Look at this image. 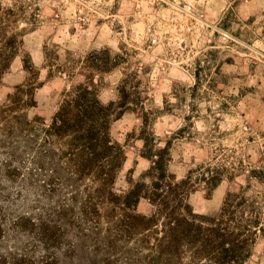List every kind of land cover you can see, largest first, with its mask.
Listing matches in <instances>:
<instances>
[{
  "label": "rangeland",
  "instance_id": "obj_1",
  "mask_svg": "<svg viewBox=\"0 0 264 264\" xmlns=\"http://www.w3.org/2000/svg\"><path fill=\"white\" fill-rule=\"evenodd\" d=\"M238 1L246 4V8H231L233 11L224 15L217 13L227 2L219 4V0L213 3L205 0L203 5L193 0H160L131 9V13L153 18V25L157 21L162 22L163 31L148 29L153 40L158 36L160 43L169 49L178 44L184 54H195L192 63L196 84L189 90L190 99L207 105L214 97L219 98L212 120L214 131L219 133L215 138L232 143L229 150L232 155L237 152L243 155V158L237 156L235 167L239 172L228 175L229 188L223 191L220 190L221 184L229 168H203V172L219 173L222 178L215 180L216 184L210 180L209 183L192 186L189 202L198 214L218 213L229 192L247 189L248 195L251 193V197L259 199L264 189V5L253 7L264 3L258 0ZM41 16L47 22L42 25L40 38L50 31L58 33L50 26L53 19H58L56 9L46 11L39 4L33 7L23 0H17L11 7H4L0 2V39L4 33L14 35L13 45L8 44L7 48L15 47L16 54L24 50L23 66L12 60L0 78V97L3 99L0 123L4 125L0 129V264H150L153 255L149 243H153L160 232L156 231L161 227L156 226V231L149 233L141 229L144 225L141 222L132 226L128 221L127 226L123 224L121 227L120 219L126 217V213L122 215L115 209L109 211L100 207V212L95 214L93 210L98 207V201L96 194L89 190L88 183L96 173L83 174L76 164V157L72 156L74 152L69 138L59 136L51 129L60 105L72 91L66 92V77L53 62V58L59 57L48 52L46 43L36 48L34 41L27 39L37 31V21ZM25 19L33 25L31 29L19 28ZM128 19L131 22L135 16L130 14ZM100 24L103 20L97 21V25ZM121 27L116 26V30ZM69 37L80 39L76 29L71 27L66 34H57L55 38L63 43ZM153 40L147 42L145 50L155 46ZM123 47L127 48V45ZM89 55L93 61L98 58L95 52ZM138 55L139 52L133 49L119 59L127 64L131 56ZM104 57L107 65L106 52ZM42 59H48L47 75L33 68ZM186 68V65L175 68L169 63L166 71L185 76ZM26 69L32 72V76L21 86ZM151 71L150 67L143 69L145 74ZM142 83L136 81L135 94L128 89H120L125 93L128 104L114 103L117 112L124 111L119 118H112L109 129L112 142L118 144L122 151L121 165L113 184L118 192L125 190V185H130V178L139 180L152 164L145 157L149 148L146 151L145 147H137L142 140L147 145L156 143L154 133L149 132L151 116L144 108L148 97L139 92ZM172 87L181 92L185 90L178 82H174ZM202 87L206 91L201 96ZM12 89L16 90L15 94ZM25 95L27 100H24ZM25 107L31 110L30 118L21 112ZM205 112L211 116L214 109L206 107ZM164 114L171 115V109L165 108ZM199 118L197 104H190L189 113L184 116L185 126L166 140L168 167L173 163L174 141L191 132L194 127L192 121ZM137 120L140 125H136ZM193 139L190 136L189 143ZM224 147L223 144L218 145L220 149ZM140 160H148L150 166L137 177L135 173ZM129 162L131 167L126 169ZM175 165L176 173L173 174L176 176L183 169V161L177 159ZM246 165L248 175L240 184L238 176L243 174ZM199 171L200 168H195L187 173L193 172L196 176ZM198 185L204 190L200 191ZM85 205L89 207L90 216L82 211ZM137 212L149 216L151 206L142 200ZM262 227L263 230L257 231L256 235L253 232L249 235L244 252L249 257L245 264H264V223ZM121 228H124L123 233ZM129 240L135 242V247L127 242ZM141 242L149 249L147 253L143 251ZM174 254L170 264H178L181 257L184 258L183 264L201 262L194 256V250L188 247Z\"/></svg>",
  "mask_w": 264,
  "mask_h": 264
},
{
  "label": "clouds",
  "instance_id": "obj_2",
  "mask_svg": "<svg viewBox=\"0 0 264 264\" xmlns=\"http://www.w3.org/2000/svg\"><path fill=\"white\" fill-rule=\"evenodd\" d=\"M4 7H11L17 3V0H0ZM27 5L31 3L33 7L37 4L46 11L56 9L58 19L51 21V28L58 30L50 31L44 34L41 39L42 25L47 21L41 16L37 21V31L27 37L28 40L34 41V47L39 48L42 43L47 44V50L50 53H55L59 59L53 58V62L60 69L61 73L66 77L65 90L74 91L76 85L82 84L86 88L95 89V98L101 105L107 106L109 102L119 104L123 100L124 92L120 89H128L132 94H135V84L137 80L143 81L140 85L139 92L142 96H147L148 99L144 103V108L149 112L151 120L149 122V132L154 133L156 138L155 149H164L166 140L173 133L177 132L181 127L185 126L184 116L189 113L190 104H197L199 119L192 121L194 127L191 132L186 134L183 139L177 138L174 141L172 152L173 163L169 165L168 171L176 173L175 161L181 159L183 161V169L176 174L173 184H178L186 178V173L190 169L200 168L196 175L203 173V168H229V173L225 174L220 190L223 191L229 188L228 175L239 172L237 169V156L243 158L241 152L236 155L230 153L233 147L232 143L227 140H217L215 137L219 133L214 131L212 120L215 118V108L218 107V99L213 98L211 104H205L200 101L190 99V89L196 84L194 76V65L192 58L195 54H184L179 50V45L174 44L172 49L162 45L158 36L153 40L152 34L148 29H156L163 31L162 22L157 21L153 25V18L143 16V14L131 13V9L141 8L146 3H158L160 0H23ZM197 4H205V0H193ZM214 0H207V3H213ZM227 0H219V4L226 3ZM134 15L135 19L129 22V15ZM98 20H103V24L97 25ZM116 26H122L120 30H116ZM33 25L23 20L19 24V28L31 29ZM76 29V35L79 36V41L74 37H69L61 43L56 39V35L66 34L69 28ZM131 29L129 33L128 30ZM19 31V29H16ZM48 37H53L49 39ZM149 40H153V46H149L145 50V45ZM59 45V47H55ZM123 45H127L124 48ZM133 49L139 52L138 56H131L126 64L120 57L130 53ZM97 53V60L93 61L90 53ZM107 53L108 63L105 64L104 53ZM13 61L23 66L24 50L21 49L19 54L14 55ZM137 61L139 63H137ZM153 61L156 63L153 64ZM169 63L173 67L179 68L181 65H186L184 70L185 76H177L171 71H166ZM145 67L152 68V71L145 74ZM33 68L41 74L47 75L48 59H42L40 64H34ZM55 73V69H53ZM32 76L30 70L24 71V79L20 81L21 86ZM174 82H178L184 87V91L173 89ZM15 89H12L15 94ZM206 91L201 88V96ZM28 96H24L27 100ZM3 102L0 97V103ZM11 103V101H8ZM206 107H213L214 114L209 116L205 112ZM171 109V115H165L164 109ZM22 113H27L29 118L32 113L27 107L22 108ZM50 123V121H46ZM62 123V121H58ZM136 125H140V121H135ZM3 123H0V129L3 128ZM42 127V125H41ZM130 130V129H128ZM194 137L189 143V137ZM145 141H140L137 147H144ZM223 144L225 147L220 149L218 145ZM197 145L201 147H196ZM148 147H152L151 144ZM147 151V148H145ZM213 156L216 157L213 160ZM255 159V157H254ZM153 160H159V153L153 156ZM203 165V167H200ZM150 166L148 160H140L139 168L135 175L140 176L142 171H146ZM131 163L125 165V168H130ZM211 176V173H208ZM248 175L247 165L242 175L238 176V182L244 183L243 177ZM195 179V177H194ZM145 183L153 187L151 180H146ZM89 190L96 194L98 206L107 208L109 211L121 212L123 215L126 212L136 211V205L127 206V191L118 192L111 186V180H104L102 175H93L89 179ZM127 190L130 185H125ZM200 191H203L202 186H197ZM161 192L165 196L168 195L167 187L161 188ZM251 195V193H249ZM113 197L121 199L113 201ZM163 199V197H161ZM126 206V207H121ZM155 207L160 208L159 203ZM120 230H123L122 228ZM135 247L134 241H127ZM143 247V242H141ZM143 251L147 253L149 249L143 247ZM184 258L178 259V264H183ZM200 264H205L201 260Z\"/></svg>",
  "mask_w": 264,
  "mask_h": 264
},
{
  "label": "trees",
  "instance_id": "obj_3",
  "mask_svg": "<svg viewBox=\"0 0 264 264\" xmlns=\"http://www.w3.org/2000/svg\"><path fill=\"white\" fill-rule=\"evenodd\" d=\"M3 36L0 39V78L16 55L15 47L7 48L8 44L13 45L14 35L4 33ZM126 98L124 94L120 102L122 106L128 104ZM114 106V102L101 105L95 98V91L79 84L60 105L51 125L55 134L69 138L74 152L72 156L76 157V164L83 174H100L104 180H111L112 188L121 165L122 151L118 144L112 142L109 129L112 118H119L124 112H117ZM154 146L144 145L149 148L145 157L152 163L150 169L137 181L130 178V187L121 191L129 193L127 206L136 205V211L126 212V217L120 219L121 227L123 224L127 226L128 221L132 226L141 222L144 224L141 229L148 233L156 231V226L161 227L156 231H160L159 235L149 243L153 255L150 264H170L174 253H179L184 247L194 250L197 259L208 260L211 264H245L249 256L244 252L250 233L256 235L257 231L263 230L264 189L259 199L248 195L247 189L229 192L218 213L198 214L189 202L192 186L219 181L221 175L209 176V172H203L194 176L190 172L178 184H173L171 181L175 180V175L168 171L169 147L155 149ZM157 152L159 160L154 161L153 156ZM146 180L152 181L154 189L145 183ZM164 187L168 189L167 196L160 191ZM118 199L121 198L113 197V201ZM142 200L151 206L149 216L137 212ZM158 203L160 208L155 207ZM82 211L90 216L88 205L83 206ZM93 211L98 214L100 207ZM122 229L120 232L123 233Z\"/></svg>",
  "mask_w": 264,
  "mask_h": 264
},
{
  "label": "crops",
  "instance_id": "obj_4",
  "mask_svg": "<svg viewBox=\"0 0 264 264\" xmlns=\"http://www.w3.org/2000/svg\"><path fill=\"white\" fill-rule=\"evenodd\" d=\"M255 1V0H252V2ZM262 3H264V0H258ZM235 4H237V6H235ZM253 4V3H252ZM264 4H259L258 7H256L255 5H253L254 8H260L261 6H263ZM213 7V6H212ZM217 7V6H215ZM235 7H238V9H241V10H244L246 8V4H242L240 1L238 0H227V4L224 5V6H221V11L219 10L217 13V15L221 14V15H224L225 13L229 14L230 13V10H232L231 8H235ZM212 10V9H211ZM262 10H264L262 8ZM233 11V10H232ZM208 12V11H206Z\"/></svg>",
  "mask_w": 264,
  "mask_h": 264
}]
</instances>
